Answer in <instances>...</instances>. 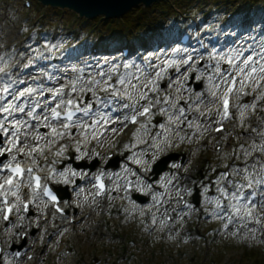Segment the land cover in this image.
<instances>
[{
  "label": "rangeland",
  "instance_id": "rangeland-1",
  "mask_svg": "<svg viewBox=\"0 0 264 264\" xmlns=\"http://www.w3.org/2000/svg\"><path fill=\"white\" fill-rule=\"evenodd\" d=\"M32 1L33 6L29 11L23 6L22 0H0V57H3L4 61L10 64L9 70H12L14 66V70L12 71L15 74H19L18 79L25 81H28V78H31L33 81L37 77L35 74L41 71V61L37 60V57H35L37 54L35 51L36 49H39L44 56L53 57V53L46 51V49L50 45H54L53 41L56 40H54L56 35H60V41L65 42V44L63 48L56 50V54H58L55 56V59L60 58L61 62H59L60 64L56 62L54 65V75H64L65 72L62 71V65H66L69 61V53L73 52L77 54L90 52V48L86 45L85 47L83 46V42L88 39L87 35L90 32L92 35L93 33L97 35L95 38L96 40L102 38L101 52L111 51V53H114L111 54V62L112 64L121 65V75L125 74L126 71L132 72L135 70V67L128 70L124 69L122 66L125 63H133L134 66H141L140 58H147L150 55L159 56L161 59L167 58L166 54L170 53V51L167 50L168 43L165 42V40H161L158 36H155L153 39L154 41H148V39H150L152 34H156L154 29L158 28L157 30L160 31L163 30V28H170L172 27V24H175L176 22H178L180 26L185 24L184 28L187 26L186 24L193 27L200 25L199 28H194L193 32L195 35H205V37L208 38L213 33L220 34V44L216 48H219L221 51H226L228 47H236L233 43L236 42L235 40L240 41L242 34L240 32L226 33V31H223L225 28L221 27L219 22L224 18L226 12L233 10L237 5L241 4L243 6V11H252L251 2L255 0H181L183 2L180 0H166V3L172 7V11L168 16L165 15L166 13L161 12L159 8H154L156 4L161 3V1H159L148 7L149 9L140 6L120 19L110 20H106L103 17H97L94 20H87L85 18H79L69 9H61L51 6L45 8L37 0ZM179 3L184 4V7L179 8ZM189 7L197 8V13L195 15L184 14V11ZM259 7L260 12L264 15V0H259ZM179 9L183 13H181ZM213 13L216 14L213 15ZM136 18H139V21L135 20ZM235 18H237V14L234 19ZM240 20H242V18H240ZM126 21L138 23V25L135 29L130 28ZM48 22L52 23L51 27H49V25L47 26ZM226 26H229V24ZM13 29L14 33H12ZM241 31L248 32L249 29L247 27V29L245 28ZM17 32L19 33L18 38L14 43V36H17ZM129 33H132L131 36ZM92 38H94V36ZM109 39L113 42L112 47H109ZM253 40H255L257 44L261 43V41H263V39H261V33L259 32L255 35ZM154 43L155 46L158 47L157 49L151 48ZM138 44H141L142 47H139ZM127 45L131 48V56L125 60L120 56V49ZM163 46L165 47L160 48ZM142 49L145 50L143 51ZM259 50L258 47L257 51ZM29 60H34L31 67L26 68L27 72L22 71V69L25 68L23 65L27 64ZM152 62L155 64L159 61L154 59ZM78 63L79 64H75L74 66L83 69L80 62ZM95 66V69L88 66L89 70H94V74L90 73L91 76L97 75L98 66L97 64ZM194 67H197L196 64H194ZM85 70H88V68H85ZM70 72L77 75V73L73 71ZM169 74L172 75L173 79H175L177 75V73L171 69L169 70ZM43 75L44 72H42L41 77H43ZM82 75L84 76V72ZM200 82L203 86L197 89L196 84ZM182 83H184V81H182ZM47 84H49V80L45 79L44 85H46V87L51 86ZM160 86L162 89L159 94L160 97L169 93L175 95V85L171 84L167 77L162 79ZM187 87L193 90V95L196 91L208 94V98H204V101L208 104V107H212L209 103L212 100V97L210 92L207 91L208 85L206 79L189 80L187 81ZM262 89H264V86H262ZM182 95L184 99L181 100V105L188 102L189 93L184 91ZM256 95L257 93H254L251 88H249L247 99L244 101L237 100L236 103L240 105L245 103H255L256 100H254V96ZM92 99L91 93H89L87 94L85 102H90ZM117 103L119 107H121L124 103L131 102L117 98ZM159 107L160 106L157 105V108ZM100 108L101 105L99 106V109ZM260 109L264 108L258 107L256 112L260 117L257 124L258 128H252L250 122L248 125H245L244 121L246 118H244L243 127H241L239 120L238 128L242 132L243 140L240 142V150L237 153V160L233 164L231 170H233L234 165L237 164L242 158V153H244L245 159L248 157V163L243 161L245 168L254 171L257 175L260 174L261 169L259 167L258 159L259 155H264V153H261L258 148L260 144H264V135H262L264 134V110L259 112ZM189 111L195 112L192 110ZM204 111L205 115L203 117L195 112L192 119H198L202 125H211L208 131L204 133L203 137H200L199 133L195 132V129L187 131L189 130L187 125L184 126V124H182L180 134L187 136L188 133H193L192 136L186 138L182 143L179 141V137L174 136L171 143L168 145L161 144L159 148L154 147V151L146 149L147 143L138 142L137 133H139V141H147V138L155 140V136L157 135L163 140L164 137L161 135L163 130L158 126L150 127V134L145 135L144 130H142L140 126L129 128L128 122L127 127H121L119 124H113V126H110L111 124H109L108 126L110 128L115 127L119 130L115 134L109 131L103 138L104 142L98 143L97 146V148H105L104 154L110 150L116 151V155L120 158L119 167L116 169L118 176L115 178V181L111 186V191L104 200L105 203H103L104 207L108 208V211L102 213L99 210L100 207H98L89 218L81 222L77 229H75L73 235L70 233V238H72L68 244V247L72 249L70 255H65L64 251L60 249L59 241L56 242V244L53 242L50 249H54V257H50L51 253H46L45 259L41 264H126L128 262L127 257L129 254H132V250L136 252L134 258L140 260L139 252H143L141 251L143 246L155 247L160 252V254L157 255L158 257L153 259V262H156L157 264H253V261L248 260L244 255H246L248 248L253 250L254 246L257 247V253L259 255L263 254L264 257V235L261 234V228L259 225L248 222L246 228H241L237 235H233L232 233L239 227V223L236 222L239 218H234V223L229 226L228 232L226 233L224 231L216 236L214 234V229H216L218 225L223 226L226 221L223 218L219 220L213 218L209 213L213 210L214 205L207 204L205 198H203L201 200V205L192 216L193 221L190 219L191 217L185 218L184 215L181 220V213L178 215L177 221L172 228H169L166 223L161 227L160 221H165L164 217L167 212L161 211V206L157 205V203H150L152 200L151 196L148 190H144L149 188L148 175L151 172L152 160L159 156L166 147L170 148L169 146H172V149L175 152L185 153L186 160L185 164H181L180 162L172 163L169 170L165 173L167 176L170 177L175 174L173 172L174 169L177 170L176 173L180 172L181 176H183L185 172L189 171L191 166L197 167V171L195 172V184L199 186L201 192L203 191V195L205 186H208L211 189L214 187L216 189L214 181L219 179L222 172L218 171L214 164H206L202 161V156H209L211 154L210 152L213 151V146L211 149L202 147L200 146V141L205 136L211 134L212 127L215 125L217 117L215 115V108H212L211 121L209 120L207 109H204ZM237 111L239 114L238 109ZM248 111L249 110L246 111L245 117L247 116ZM122 115L123 114H119V116L112 117L122 118ZM157 122L160 124L168 123L167 117L161 115L155 110V112H153L152 125H157ZM78 131L76 133H78ZM3 140H5L4 136ZM65 143H68V150L61 157L55 156V161L58 164L61 163V166H65L64 169L66 170L70 167L67 164L69 159L75 158L77 160H82V158L76 153L75 145L70 143L68 138L60 141L58 146L60 147ZM183 145H185V148L181 149ZM253 145H256V147H253ZM88 146H90V143L87 146L81 145L84 152ZM124 149L128 151L123 153ZM241 149H243V151H241ZM195 150H197L196 152H199L197 156H193ZM249 153L252 155L251 158ZM217 155L219 158L220 155ZM235 155L236 154L232 148L227 156L229 161H231ZM254 156L257 157L254 158ZM133 157L139 158L145 161V163L136 164L133 162ZM105 159L106 155H104L102 162L105 161ZM88 160L91 162L93 160V155H91ZM174 165H178L179 167H174ZM134 166L141 168L139 170L141 171L140 175L142 177L140 176V184H138L137 187L138 193L149 198V202L144 206L139 205L134 200L126 199L123 178L128 174L125 170L127 171L129 168L135 170L136 167ZM199 168H201V171H199ZM237 168L241 169L240 167ZM206 170L210 171V174L213 175L214 179L211 183L210 181H203V177H206ZM200 173H202L203 176H200ZM81 174H83V171H81ZM242 174L243 173L241 172V175ZM73 179L74 177H72V180ZM234 181L237 182L236 179ZM234 181L230 183L233 184ZM55 182L56 184L62 186L68 185L70 187L71 197L69 200L65 201L67 204L71 205L73 209H79L78 217H83L86 211L92 210L95 202H93V189L88 179H83L82 184L76 190H73L72 183L64 184L62 182ZM157 183H159V187H166L168 191L172 190L170 187L172 182H169L165 178L162 179V176ZM116 184L119 185L118 191L115 187ZM140 188H142L143 191H140ZM81 189H83L84 193H87L89 196L87 202L84 201L83 195L79 197L76 195ZM156 197H154L153 201H155ZM167 197L172 200L174 196L168 193ZM78 203L80 207H77ZM153 205L154 207H150ZM141 208L145 209L143 217L140 213ZM124 209H127V211H124ZM208 209H211V211L209 212ZM43 213L44 212L40 211L37 216H32L35 223L33 227H38L41 223ZM153 214L157 216L158 223L156 225L151 223L150 218ZM240 223L243 222L241 221ZM253 227L258 230L256 232H251L250 229ZM184 231L186 232L185 234ZM12 232L15 233L17 231L13 229ZM63 232L64 230L60 231V237H67V233L64 235ZM101 232L106 235H101ZM15 239L19 241V236L17 235ZM31 239L32 241L30 245L35 242L36 237H31ZM11 240L12 238L10 241ZM226 245H231L230 250L228 251V254H223L222 252L227 248ZM95 252L97 253V256L94 258L93 255ZM220 256L222 260L221 258L219 259ZM5 257L12 259L13 264H17L10 255ZM191 257H194V259L191 260ZM143 262H150L148 254L143 255Z\"/></svg>",
  "mask_w": 264,
  "mask_h": 264
},
{
  "label": "snow or ice",
  "instance_id": "snow-or-ice-1",
  "mask_svg": "<svg viewBox=\"0 0 264 264\" xmlns=\"http://www.w3.org/2000/svg\"><path fill=\"white\" fill-rule=\"evenodd\" d=\"M58 47L63 48V45H50L46 51L56 54ZM202 47L207 51L206 58L203 53L194 57L193 52H189L188 49L173 48L164 59L150 55L145 59L144 66H134L133 63L123 64L122 67L126 70L135 67L134 71H126L123 75L120 74L121 65L111 64L107 58H105V63H110L109 68L105 71L103 66H100L101 70L97 72V75L88 79L82 75L84 69L73 66L72 71L77 73L74 79H70L66 85L47 89L43 83H37L35 79L29 84L27 81L12 77L9 72L10 64L0 57V76L8 77L0 82V114H2L0 133L6 138L0 142L4 145L0 146V158L6 159V162H0V173H4L0 175V180H2L0 182V218L11 222V217L15 213L22 221L24 217L19 215L21 208L27 212L29 205H35L38 197H47L54 205L59 204L57 195L52 188L46 183H42L44 178L38 174V171L42 170L39 168V159L42 157L47 161L46 150L52 151L56 144L66 138L75 145V151L79 157L83 158L88 153L83 151L81 145L87 146L92 140L103 143L105 131L115 134L119 130L115 127L108 128L109 124L127 127V122L130 121L140 123V128L144 130L145 135L150 134L149 129L152 126H158L163 130L161 133L164 137L163 140L159 135L155 136L153 147L159 148L161 144L168 145L174 136L179 137V141L182 143L193 135V133H188L187 136L180 134L183 123H187L189 129H195L200 137H203L211 126L210 124L202 125L198 119L188 120V110L195 111L203 117L204 109H207L211 121L212 108H215L217 117L215 123L218 127L213 130L220 132L223 130V121L232 116L230 111L232 95H248L247 89L251 88L254 93H257L254 96L256 102L236 106L239 110L240 124L243 127L246 111L249 109L255 111L258 104L264 103V89H262L264 86V41H261L259 51L251 46L228 47L226 51H221L216 47L209 50L207 45H202ZM35 51L43 57V53H40L39 49ZM154 59L159 62L154 64L152 62ZM33 62L34 60H29L23 67H31ZM201 62H203V68L194 67V64ZM170 69L177 73L175 79L169 74ZM64 71H68V69H64ZM164 77H167L170 83L175 85V95L169 93L163 97L159 96L162 91L160 81ZM46 78L53 79L51 75H47ZM205 79L208 85L207 91L212 97L209 102L212 107H208V104L205 103L204 92L196 91L193 95V90L187 87L189 80ZM21 84L26 86L20 88ZM184 91L189 93L188 102L181 105ZM77 93L78 95H73ZM89 93L93 99L90 102H85ZM100 93L104 95L101 96ZM49 95L51 99L48 98ZM117 98L131 102L124 103L119 109H116L119 111L128 110L123 113L122 118H113L110 112L103 111ZM94 104L101 105V108L94 111ZM157 105L160 107L157 108ZM154 108L161 115L167 117V124L157 122V125H152ZM77 113H82L83 117L77 118ZM25 116L30 119H23L22 117ZM141 117L145 118L143 122H140ZM90 120L91 123H89ZM41 129L49 131L45 133ZM73 129H78V133L74 134ZM137 137L138 142L147 143V141H139V133H137ZM258 148L261 153H264V144H260ZM67 150L68 143L62 144L55 150L54 155L61 157ZM22 155L31 160V165L27 168L22 166L20 160ZM95 155H99V153H95ZM262 161H264V157H262ZM133 162L136 164L145 163L136 157H133ZM55 163L56 161H52L53 165ZM174 167L179 166L174 165ZM224 167L228 168L229 166L225 163ZM80 175L82 174L71 167L59 171L53 166L48 173L50 180L64 184L74 183L72 177ZM233 176L238 177L242 182L234 181L230 191L225 186V182ZM104 179L103 172L94 177L92 182V187L95 190L93 202H95V195L104 194L106 188ZM129 184L130 182L126 181L125 187H128ZM24 187L31 190L30 194L22 192ZM115 187L118 191L119 185L116 184ZM249 189L251 191H247ZM139 190L143 191L142 188ZM210 190L208 186L204 187L205 202L214 205L209 214L215 219L223 218L226 221L223 224L226 233L229 226L234 223V218H239L236 221L239 223V227L232 233L233 235H237L241 228H246L248 222L264 229V168L260 170L259 175L248 168H233L230 173H221L219 179L216 180L217 195L209 196ZM188 194H191L190 190ZM76 195L77 197L83 195L85 202L89 200L88 194L84 193L83 189ZM258 195L260 199L257 202ZM224 198L228 200L227 206L224 203ZM184 206L189 210V213L193 210V205L187 202L184 203ZM77 207H80L79 203ZM150 207H154V205ZM58 210L63 212V208ZM183 211L182 208L181 212L183 213ZM144 212L145 209L141 208L142 217ZM150 219L153 225L158 223L155 214ZM166 219L171 220L173 217ZM180 219H183V215L180 216ZM241 221L243 223H240ZM165 223L166 221H160L161 227ZM257 230L255 227L250 229L251 232ZM3 253L4 249L0 247V256H3ZM13 256L19 257L21 253L14 252ZM4 264H13V260L4 257Z\"/></svg>",
  "mask_w": 264,
  "mask_h": 264
},
{
  "label": "water",
  "instance_id": "water-1",
  "mask_svg": "<svg viewBox=\"0 0 264 264\" xmlns=\"http://www.w3.org/2000/svg\"><path fill=\"white\" fill-rule=\"evenodd\" d=\"M45 3L74 7L76 11L81 12L91 18L99 14L110 16H119L129 11L142 0H43ZM151 4L155 0H145Z\"/></svg>",
  "mask_w": 264,
  "mask_h": 264
},
{
  "label": "bare ground",
  "instance_id": "bare-ground-1",
  "mask_svg": "<svg viewBox=\"0 0 264 264\" xmlns=\"http://www.w3.org/2000/svg\"><path fill=\"white\" fill-rule=\"evenodd\" d=\"M246 22H249L248 20H245ZM13 33V32H12ZM245 44V42H242L240 45H244ZM0 82H1V79H0ZM161 82V81H160ZM55 87V86H54ZM126 151V150H125ZM124 151V152H125ZM178 177H174L173 179H172V182H174V181H176V179H177Z\"/></svg>",
  "mask_w": 264,
  "mask_h": 264
}]
</instances>
